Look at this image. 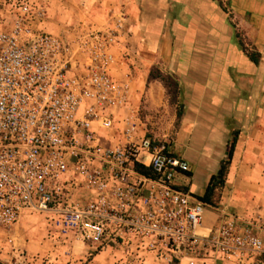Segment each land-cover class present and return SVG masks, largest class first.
<instances>
[{
    "label": "built area",
    "instance_id": "obj_1",
    "mask_svg": "<svg viewBox=\"0 0 264 264\" xmlns=\"http://www.w3.org/2000/svg\"><path fill=\"white\" fill-rule=\"evenodd\" d=\"M8 5L0 0V226L40 214L50 233L96 249L136 242L191 264L264 254L263 217L225 211L208 234L199 232L209 204L179 179L193 169L172 143L147 135L124 145L98 141L124 98L110 73L112 32L73 41L34 27L28 3L7 22ZM83 189L93 194L86 202Z\"/></svg>",
    "mask_w": 264,
    "mask_h": 264
},
{
    "label": "crops",
    "instance_id": "obj_2",
    "mask_svg": "<svg viewBox=\"0 0 264 264\" xmlns=\"http://www.w3.org/2000/svg\"><path fill=\"white\" fill-rule=\"evenodd\" d=\"M46 4L54 11L78 12L76 37L82 38L83 28L89 27L115 35L110 73L124 98L113 107L114 127L125 124L124 144L132 141L129 135H145L138 132L132 109L143 97L151 108L160 104L151 98L158 86L166 106L173 88L179 116L172 147L193 169L189 179L184 175L179 179L198 197L220 171L229 140L237 133L225 184L208 203L201 234H208L225 211L264 218V0H46ZM67 20L55 16L47 27L73 37ZM78 194L83 202L93 196L86 189ZM24 244L13 250L15 264H191L180 253L166 252L163 257L136 242L96 249L73 234L49 235L44 229L30 232ZM194 264L264 263L256 255L205 256L194 259Z\"/></svg>",
    "mask_w": 264,
    "mask_h": 264
},
{
    "label": "rangeland",
    "instance_id": "obj_3",
    "mask_svg": "<svg viewBox=\"0 0 264 264\" xmlns=\"http://www.w3.org/2000/svg\"><path fill=\"white\" fill-rule=\"evenodd\" d=\"M6 2L8 5L7 10L3 11L4 19L13 23L17 19L19 13L16 12L17 6L19 4L28 3L32 7V13L27 19L31 22L34 27L42 28L50 31L47 27L48 21L51 19L55 20V16H62L70 22L71 29L75 33L73 37L69 34H60L52 32L56 35L64 36L70 40L76 41L79 40L77 36V31L79 30V14L73 10L68 12H58L54 9H49L46 4V0H1ZM71 1V0H70ZM84 33L82 37L87 35L89 32L94 30L107 31L102 29H94L92 27L83 28ZM166 80V77H164ZM167 82H169L167 80ZM160 88L157 87V91L153 93L152 100L156 99L160 104L152 106L151 108L150 101L147 100V97H143L139 101V106L136 109H132V113L137 116L136 123L139 126L138 132L145 133V135L153 137L163 142L172 143V134L178 127V116H179V106L177 103V97L173 88H169L168 98L169 101L165 106L163 104V96H160ZM123 114V110H122ZM124 123H117L115 127L111 129H100L98 130L97 139L103 145H111L112 143L119 142L120 144L126 143L125 136L123 135ZM117 134L115 137L113 135ZM145 135H129L132 138V141H138L140 137ZM26 221L21 219L17 224L10 226H0V261H6L9 264L12 262L15 264L17 256H15L13 250L15 251L18 247L25 245V240L29 239V233L44 229L49 235L56 234L50 233V227L48 220L44 215L35 214L32 216L25 217ZM21 250V249H20ZM24 252L20 251V255H23ZM42 259H49L50 254H39ZM19 257V256H18ZM260 261L264 263V254L258 255ZM21 259V257H20ZM24 259V258H23Z\"/></svg>",
    "mask_w": 264,
    "mask_h": 264
},
{
    "label": "trees",
    "instance_id": "obj_4",
    "mask_svg": "<svg viewBox=\"0 0 264 264\" xmlns=\"http://www.w3.org/2000/svg\"><path fill=\"white\" fill-rule=\"evenodd\" d=\"M237 138H238V135L236 133L229 140L228 156L226 159L222 161L220 171L217 174L212 175L211 180L206 188L205 194L200 196L201 200L207 203H213V196L215 194L217 187L223 186L225 184L226 177H227L228 170H229V165L234 155ZM137 168L144 173H151V170L148 167L138 165Z\"/></svg>",
    "mask_w": 264,
    "mask_h": 264
}]
</instances>
